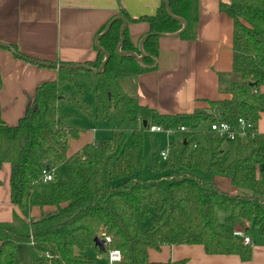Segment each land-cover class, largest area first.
<instances>
[{"label": "trees", "instance_id": "trees-1", "mask_svg": "<svg viewBox=\"0 0 264 264\" xmlns=\"http://www.w3.org/2000/svg\"><path fill=\"white\" fill-rule=\"evenodd\" d=\"M167 1L171 13L186 23L180 39H195L197 0ZM219 11L233 25L231 73L229 80L225 78L230 84L222 87L226 75L220 76L219 90L228 98L209 101L206 109L161 115L140 106L131 81L156 68L159 37L150 36L144 42L141 63L119 57L115 50L121 22L116 21L99 41L110 56L102 74L57 70L60 74H83L95 81L100 116L117 123L108 137L96 139L66 157L68 140L76 139L80 131L62 124L55 80L35 88L30 107L15 125H6L0 118V167H10V203L19 211L10 223H0V264H21L19 244H31L34 264H94L87 255L91 249L99 255L118 251L120 259L113 264H181L151 263L147 255L148 250L181 245L201 246L207 255H236L242 261L250 260V248L216 221L215 210L224 211L232 226L253 222L258 235H264V172L259 171L264 165V135L255 131L264 114V94L259 91L264 76V0H231L220 4ZM119 14L127 23H146L147 34H172L181 29L167 16L162 0L152 16L130 18L123 11ZM94 51L95 62L85 65L98 69L103 55L95 47ZM121 51L137 52L126 31ZM238 120L250 125L254 133L234 140L229 161L228 152L222 148L228 140L211 133L209 126L224 123L237 129ZM138 122H145V128L129 130L128 135L119 129V125L128 129ZM204 124L208 127L202 132L201 145L195 142V136ZM153 126L179 134L164 166L171 176L166 192L139 177L144 165L143 131ZM61 164L66 167L64 180L36 184L43 168L55 170ZM194 171L207 174L211 181L203 182ZM224 177L238 192L236 195L216 187L214 179ZM34 207L53 210L30 217ZM151 210L156 218L140 232L138 225ZM104 237L110 242H104ZM95 239L104 242V250L95 246Z\"/></svg>", "mask_w": 264, "mask_h": 264}, {"label": "crops", "instance_id": "crops-1", "mask_svg": "<svg viewBox=\"0 0 264 264\" xmlns=\"http://www.w3.org/2000/svg\"><path fill=\"white\" fill-rule=\"evenodd\" d=\"M160 2L161 0H0V44L8 45L17 54L33 61L51 65H85L96 60L94 41L102 26L114 17H121V11L130 18L152 16ZM230 2L231 0H197L195 39H158L156 68L131 81L135 85L140 106L161 115H185L206 109L209 101L228 98L219 90V79L222 75L229 78L231 73L233 25L229 17L219 11V5ZM148 30L146 23L126 22L125 31L129 42L136 49ZM57 70L29 64L15 58L7 49L0 48L1 120L6 125H15L30 107L35 88L44 82L56 81L60 75ZM259 91L264 94V76ZM135 126L134 129L143 128L141 122ZM255 131L264 135V114L260 115ZM110 133L103 134L96 130L87 132L84 140L78 142L79 148L72 150L77 151L96 139L108 137ZM170 146L166 151H169ZM71 154H67L66 150V157ZM259 171L264 172V165ZM9 175V165L2 164L0 223H10L12 215L19 214L17 208L10 203ZM236 192L231 187L228 193L234 195ZM52 210L51 207H34L30 217H38L41 213ZM226 218L227 216L225 222ZM226 228L231 231L232 236L234 232L241 231L250 238L249 261H242L236 255H207L197 245L162 246L159 250H148V260L151 263L264 264V235H258L253 222L244 223L242 227L229 224ZM27 245L31 247V244ZM96 254L92 249L87 252L90 257L100 256Z\"/></svg>", "mask_w": 264, "mask_h": 264}, {"label": "rangeland", "instance_id": "rangeland-1", "mask_svg": "<svg viewBox=\"0 0 264 264\" xmlns=\"http://www.w3.org/2000/svg\"><path fill=\"white\" fill-rule=\"evenodd\" d=\"M56 81L60 95L58 115L62 118V124L68 128L78 129L80 131L77 139L73 141L71 139L68 140L67 154H71L79 148L77 144L78 142L81 143L84 140L83 138L86 137L87 132L96 130L100 133L107 134L117 128V123L114 119H105L99 114L94 92L95 81L93 79H90L83 74L61 73L58 75V78H56ZM223 81L222 87L229 86L230 83L224 77ZM207 127L208 124H204L200 127L201 133L195 136L196 143L198 142L201 145L203 144L202 132L205 131ZM134 128H136L135 125L130 126L128 129H126L124 125H119V129L126 131V135H128L129 130H133ZM143 138L144 165L139 173V177L146 182L153 181L152 183L158 184L162 190L166 192L171 176L170 171L164 167V165L167 164V161L163 162L159 155L162 152H166L170 144L174 145L179 141V134L174 131L168 132L165 130L152 134L149 133L148 130H145L143 131ZM78 139L80 141H78ZM234 145L235 141H225L222 145L223 150L229 154V161H231L233 156ZM74 148L76 149L73 151L72 149ZM53 174L55 175V180H64L66 178L65 165L61 164L53 170ZM193 174L205 183H209L211 181V178L205 173L194 171ZM213 182L221 191L229 192L231 189L229 179L227 177L216 178ZM237 193L238 192H236V194ZM225 216H227V214L224 211L215 210L216 221L219 224L228 227L229 224L225 222ZM154 218H156L155 212L151 210L145 217L144 222L139 224L140 232L149 228L151 220ZM107 254L108 253L101 254L99 257L91 255L94 260V264H109V262H107ZM17 255L22 264H34L30 245L19 244L17 246ZM96 255L98 256L99 254Z\"/></svg>", "mask_w": 264, "mask_h": 264}, {"label": "water", "instance_id": "water-1", "mask_svg": "<svg viewBox=\"0 0 264 264\" xmlns=\"http://www.w3.org/2000/svg\"><path fill=\"white\" fill-rule=\"evenodd\" d=\"M162 2L164 4L167 16L170 19H172L173 21L179 23L180 26H181V29L179 31L175 32V33H172V34H146L138 42V45H137V52L138 53L137 54L133 53V52H130V53L129 52H122L121 49H122V45H123V42H124V32H125V28H126V21H124L123 18H121V17H116V18H114L113 20H111L107 24V26L105 27L104 31L100 35H98L96 37L95 41H94V46H95L97 52H99V53H101L103 55V60H102V62L100 64V66L98 67V69H94V68L88 67L86 65H51V64L38 62V61H33V60H29L27 58H24V57L20 56L19 54H17V52L13 48L9 47L6 44H0V48L7 49L14 56H18V57L22 58V60L24 62H27V63L32 64V65L45 67V68L53 67L55 69L72 70V71H74V70H83V71L90 72V73L95 74V75H100V74L103 73L104 68H105L110 56H109V54L106 51H104L99 46V41H100V39L103 36H105L108 33L110 27L116 21H120L121 22V27H120V30H119V43L117 44L116 50H115L116 54L119 57H122V58L131 57L137 63H140L143 60V58H144L143 44L150 36H158L159 38H166V39H177L185 32L186 23L182 19L175 17L171 13L167 0H162ZM142 126H143V128H145V122L142 123ZM45 168H46V170H50L49 166H46ZM94 244L99 250H101V251L104 250V242L102 240L95 239L94 240Z\"/></svg>", "mask_w": 264, "mask_h": 264}, {"label": "built area", "instance_id": "built-area-1", "mask_svg": "<svg viewBox=\"0 0 264 264\" xmlns=\"http://www.w3.org/2000/svg\"><path fill=\"white\" fill-rule=\"evenodd\" d=\"M238 128H233L228 124L224 123H214L209 126V131L220 138H225L228 141H234L237 137L245 136L246 133L253 134L254 130L253 128L245 124L242 120H238ZM149 131L151 133H159L162 131L160 127H150ZM172 131V130H168ZM181 132L184 131L183 128L180 129ZM169 151L160 153L159 157L163 162L168 161ZM55 175L53 174V170H46V168H43L41 177L37 180L36 184L38 185H46L52 181H54ZM233 237L241 242L243 246H251V240L248 236H246L243 232H234ZM104 242L109 243L110 239L107 237H104ZM108 262L109 264H113L115 262H118L120 259V255L118 251H110L107 254Z\"/></svg>", "mask_w": 264, "mask_h": 264}]
</instances>
